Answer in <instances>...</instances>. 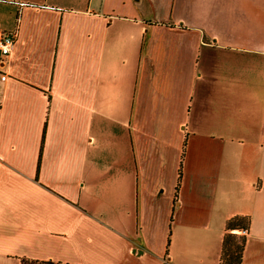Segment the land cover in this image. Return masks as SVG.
I'll list each match as a JSON object with an SVG mask.
<instances>
[{"label": "crops", "instance_id": "crops-1", "mask_svg": "<svg viewBox=\"0 0 264 264\" xmlns=\"http://www.w3.org/2000/svg\"><path fill=\"white\" fill-rule=\"evenodd\" d=\"M0 30V264H221L236 216L264 264V0H0Z\"/></svg>", "mask_w": 264, "mask_h": 264}, {"label": "trees", "instance_id": "trees-1", "mask_svg": "<svg viewBox=\"0 0 264 264\" xmlns=\"http://www.w3.org/2000/svg\"><path fill=\"white\" fill-rule=\"evenodd\" d=\"M250 218L236 216L227 223V234L222 247L221 264H241L243 259L245 238L234 234L236 230H248ZM22 264H63L52 261H35L24 259Z\"/></svg>", "mask_w": 264, "mask_h": 264}, {"label": "built area", "instance_id": "built-area-1", "mask_svg": "<svg viewBox=\"0 0 264 264\" xmlns=\"http://www.w3.org/2000/svg\"><path fill=\"white\" fill-rule=\"evenodd\" d=\"M18 41V31L6 32L0 30V56L8 59L14 52ZM2 81H6L7 76H2ZM245 234V231L243 232Z\"/></svg>", "mask_w": 264, "mask_h": 264}, {"label": "rangeland", "instance_id": "rangeland-1", "mask_svg": "<svg viewBox=\"0 0 264 264\" xmlns=\"http://www.w3.org/2000/svg\"><path fill=\"white\" fill-rule=\"evenodd\" d=\"M242 237V236H241Z\"/></svg>", "mask_w": 264, "mask_h": 264}]
</instances>
